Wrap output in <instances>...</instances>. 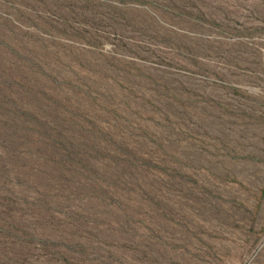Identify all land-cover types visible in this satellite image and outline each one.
Segmentation results:
<instances>
[{"label":"rangeland","instance_id":"obj_1","mask_svg":"<svg viewBox=\"0 0 264 264\" xmlns=\"http://www.w3.org/2000/svg\"><path fill=\"white\" fill-rule=\"evenodd\" d=\"M0 264H264V0H0Z\"/></svg>","mask_w":264,"mask_h":264}]
</instances>
